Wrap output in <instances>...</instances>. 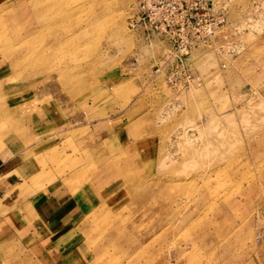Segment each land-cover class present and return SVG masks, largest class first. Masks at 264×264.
Returning a JSON list of instances; mask_svg holds the SVG:
<instances>
[{
    "label": "rangeland",
    "instance_id": "1",
    "mask_svg": "<svg viewBox=\"0 0 264 264\" xmlns=\"http://www.w3.org/2000/svg\"><path fill=\"white\" fill-rule=\"evenodd\" d=\"M109 1L106 14L100 0H0V155L22 152L19 139L29 133L35 143L54 138L47 153L31 149L26 157L39 170L37 186L62 179L77 190L100 168L115 171L123 201L82 220L80 264L263 258L264 0H214L227 24L199 67L205 85L198 80L179 92L166 82L169 37L153 32L150 40L141 38L128 26L132 0ZM39 53L46 55L45 68L32 71ZM107 79L121 82L110 86ZM143 81L153 88H139ZM100 93L103 99L96 100ZM14 94L23 102L32 95L22 109V117L36 118L32 127L7 112ZM143 110L159 131L150 148L142 149L136 136L129 156L98 158V149L115 146L90 145L84 126ZM40 111L80 129L51 137ZM153 147L160 155L143 163L131 156Z\"/></svg>",
    "mask_w": 264,
    "mask_h": 264
},
{
    "label": "crops",
    "instance_id": "2",
    "mask_svg": "<svg viewBox=\"0 0 264 264\" xmlns=\"http://www.w3.org/2000/svg\"><path fill=\"white\" fill-rule=\"evenodd\" d=\"M207 51L208 49L194 50L191 60L197 81H201L197 84L202 87L205 85L204 75L199 67L207 59ZM108 81L110 80L105 82ZM120 82L119 79L110 81V86H117ZM139 85V88H153L144 81L142 84L139 82ZM15 89L8 88L5 92L10 93ZM17 98L16 94L9 95L6 101L7 112L21 123L32 127L36 118L26 115L22 117V109L29 101L25 99L23 102ZM97 99H103V95L100 93ZM40 113L44 117L42 128H47L51 137L80 129L66 128L69 125L59 114L49 117L47 112ZM84 127L89 131L87 141L95 148L107 142L114 144V150L98 149L95 152L102 161L123 152L129 156L128 146L133 144L131 140L136 136L139 138L136 142L142 149L148 143L150 148V144L159 138L154 116L146 110L137 114L132 112L129 118L97 120ZM23 138L19 139L21 147L25 146L22 152L10 149L0 155V264H80L82 220L97 208L121 203L124 187L113 176L115 171L110 173L103 166L99 173L92 176V182L79 186L77 190L62 179L37 186L35 177L39 170L26 157L31 149H35L37 155L47 153L54 146V138L44 137L41 143L33 141V134L30 136L25 133ZM15 139L16 136L12 138ZM142 149L131 155L142 159V163L150 156L160 155L158 148ZM139 164L135 165L140 166ZM253 257L254 260L248 264H264V257L260 259L257 254Z\"/></svg>",
    "mask_w": 264,
    "mask_h": 264
},
{
    "label": "built area",
    "instance_id": "3",
    "mask_svg": "<svg viewBox=\"0 0 264 264\" xmlns=\"http://www.w3.org/2000/svg\"><path fill=\"white\" fill-rule=\"evenodd\" d=\"M226 24L214 0H132L128 17L129 28L141 38L150 40L153 32L169 37L172 56L166 82L178 92L197 82L193 51L213 47Z\"/></svg>",
    "mask_w": 264,
    "mask_h": 264
},
{
    "label": "bare ground",
    "instance_id": "4",
    "mask_svg": "<svg viewBox=\"0 0 264 264\" xmlns=\"http://www.w3.org/2000/svg\"><path fill=\"white\" fill-rule=\"evenodd\" d=\"M108 1V2H107ZM112 1V0H111ZM34 4V3H33ZM37 5V4H36ZM40 5V4H39ZM35 6V5H34ZM100 6L102 7V9L105 11L106 10V14L109 13V11L112 9L113 4L110 3L109 0H100ZM38 8V6H37ZM37 10V9H36ZM36 15V14H34ZM41 15V14H40ZM45 15V14H44ZM43 16V15H41ZM107 18V17H105ZM42 19V18H41ZM44 19V18H43ZM113 21V18H111ZM121 17L120 14L117 15V18H115V24L118 25V22L120 21ZM109 20V19H108ZM40 21V20H39ZM42 21V20H41ZM100 22V21H99ZM103 22V21H102ZM109 22V21H108ZM102 24V23H101ZM34 29H31L30 31V35L34 34L35 32L33 31ZM38 35V34H37ZM39 36V35H38ZM58 51V50H57ZM51 60V59H50ZM47 61L46 55L43 54H38L37 57L35 59L32 60L31 62V67H32V71L37 69L38 67H42L45 68V62Z\"/></svg>",
    "mask_w": 264,
    "mask_h": 264
}]
</instances>
